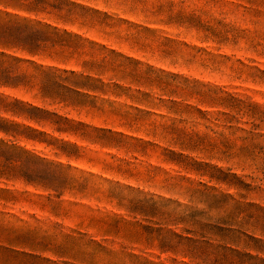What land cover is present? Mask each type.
Here are the masks:
<instances>
[{"label":"rangeland","instance_id":"obj_1","mask_svg":"<svg viewBox=\"0 0 264 264\" xmlns=\"http://www.w3.org/2000/svg\"><path fill=\"white\" fill-rule=\"evenodd\" d=\"M0 264H264V0H0Z\"/></svg>","mask_w":264,"mask_h":264}]
</instances>
